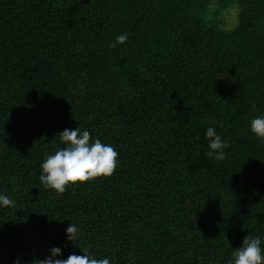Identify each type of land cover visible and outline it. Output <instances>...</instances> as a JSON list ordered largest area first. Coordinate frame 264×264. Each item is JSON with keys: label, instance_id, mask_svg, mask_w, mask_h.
I'll list each match as a JSON object with an SVG mask.
<instances>
[{"label": "trees", "instance_id": "obj_1", "mask_svg": "<svg viewBox=\"0 0 264 264\" xmlns=\"http://www.w3.org/2000/svg\"><path fill=\"white\" fill-rule=\"evenodd\" d=\"M0 0V264L59 247L110 264H229L264 255V0ZM127 34L125 43L116 37ZM118 153L111 176L39 180L65 129ZM229 144L207 157L206 130ZM76 225L77 239L66 229Z\"/></svg>", "mask_w": 264, "mask_h": 264}, {"label": "clouds", "instance_id": "obj_2", "mask_svg": "<svg viewBox=\"0 0 264 264\" xmlns=\"http://www.w3.org/2000/svg\"><path fill=\"white\" fill-rule=\"evenodd\" d=\"M127 38L126 33L117 36L116 42L110 47H115L116 43H125ZM250 128L257 137L264 139V116L252 119ZM59 136L66 147L47 156L41 165L42 174L39 180L46 188L63 193L68 184L84 183L100 176H111L114 173L118 153L112 146L103 144L99 139L90 143L89 131L81 132L79 127L75 130L65 129L59 133ZM205 136L209 141L207 157L217 161L226 159L224 150L229 147V144L222 140L212 127L206 130ZM0 205L13 207L14 201L0 194ZM66 235L70 241H73L79 237L80 230L76 225L71 224L66 229ZM260 245L261 240L258 236L255 238L251 235L247 236L243 240L242 247L235 249L232 253L234 261H230L229 264H264V255H262ZM83 252L84 255H69L66 260L56 259L55 257L62 254V250L54 247L50 249V256L42 260L34 259L33 264H110L107 258L97 259L90 256L87 249Z\"/></svg>", "mask_w": 264, "mask_h": 264}, {"label": "rangeland", "instance_id": "obj_3", "mask_svg": "<svg viewBox=\"0 0 264 264\" xmlns=\"http://www.w3.org/2000/svg\"><path fill=\"white\" fill-rule=\"evenodd\" d=\"M238 7L233 4L226 9H221L216 0H212L208 6L207 19L218 21L221 28L225 30L233 29L237 24Z\"/></svg>", "mask_w": 264, "mask_h": 264}]
</instances>
